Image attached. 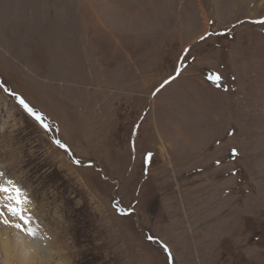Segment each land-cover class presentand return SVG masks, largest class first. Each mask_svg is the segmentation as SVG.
Returning a JSON list of instances; mask_svg holds the SVG:
<instances>
[{"label":"rangeland","instance_id":"374dc122","mask_svg":"<svg viewBox=\"0 0 264 264\" xmlns=\"http://www.w3.org/2000/svg\"><path fill=\"white\" fill-rule=\"evenodd\" d=\"M260 19L264 0H0V221L32 264H168L161 244L264 264Z\"/></svg>","mask_w":264,"mask_h":264},{"label":"bare ground","instance_id":"6f19581e","mask_svg":"<svg viewBox=\"0 0 264 264\" xmlns=\"http://www.w3.org/2000/svg\"><path fill=\"white\" fill-rule=\"evenodd\" d=\"M0 222H2V224H0V257L2 258V261L7 264V258L19 257L23 259L24 262H26L27 264H32L33 262H35V254H38L37 250H34L35 247H31L30 244L24 240L23 235L17 232L15 233V231L12 230V228H9L8 226H3V221ZM9 230H12L13 234H8ZM41 252L42 255L41 257H39V259L45 262L49 261V258H51L49 256V253L46 252V250H42Z\"/></svg>","mask_w":264,"mask_h":264},{"label":"snow or ice","instance_id":"6c2138e0","mask_svg":"<svg viewBox=\"0 0 264 264\" xmlns=\"http://www.w3.org/2000/svg\"><path fill=\"white\" fill-rule=\"evenodd\" d=\"M253 23H257L261 26H264V19H260L257 21H253ZM207 35L209 34H205L202 35L200 37L201 40H204L207 38ZM185 51H188L187 49ZM182 67L183 64L181 63L180 65H178L175 69H174V74L170 75L167 79H165L162 84L160 85V87L156 90V92L153 93V95H156L160 90H162L164 87H166L167 85H169L171 82H173L180 74L182 71ZM220 79L219 76H216L214 78V82L218 81ZM5 91H8L7 89H5ZM9 95H13L16 99V102L21 106V108H23V110L30 116L32 117L38 124H40V126L42 128H44L46 131L50 128V125H48L45 120H44V116L41 113H38L34 110L33 107H31L22 97L20 96H16L15 93L10 92ZM61 145H63V148L65 149V151H67V146L62 144L60 141H57V146L60 147ZM233 155L235 156L236 150L233 149ZM150 158V154L149 157H146V159ZM80 162L77 161V164H79ZM218 163V162H217ZM91 166V165H89ZM117 211H120L123 214V210L117 208ZM150 240H155L154 237H149ZM161 247L163 248L166 256H167V260H168V264H172V261L174 260V256L172 255L171 249L167 246V244H161Z\"/></svg>","mask_w":264,"mask_h":264}]
</instances>
